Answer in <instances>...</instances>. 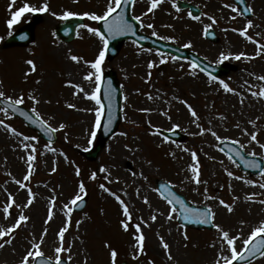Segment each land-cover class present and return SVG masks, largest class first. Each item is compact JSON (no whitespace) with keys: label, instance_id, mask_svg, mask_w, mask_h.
Here are the masks:
<instances>
[{"label":"rangeland","instance_id":"rangeland-1","mask_svg":"<svg viewBox=\"0 0 264 264\" xmlns=\"http://www.w3.org/2000/svg\"><path fill=\"white\" fill-rule=\"evenodd\" d=\"M178 1L197 6L202 11L200 19H192L189 10L177 11ZM245 1L247 7L251 8L249 18L239 14L238 6L232 0H163L147 15L144 13L150 7V0L135 1L132 15L142 16L141 33L152 36L155 30L158 36L152 37L157 39L159 36L174 37V41L159 40L191 51L214 66L228 64L234 65L235 69L212 81L198 68L193 75L192 63L186 59L126 41L118 56L110 61L104 59L102 65L103 74L113 71L119 81L123 97L122 121L97 160L91 162L80 156L79 150L88 151L95 143L98 129H94L95 112L89 109H95L98 105L86 99L83 92L68 86L67 82L81 85L87 92L94 90L95 85L83 79L90 71L84 61H94L103 44L88 31V27H97L98 22L82 18V14H102L108 0H27L37 7L46 2L49 11L26 13L13 25L12 33L32 23L35 18L39 20L32 28L33 40L26 46L15 48H4L2 39L9 36L6 21L11 18L12 11L22 6L24 0H15L14 6L10 0H0V81L3 82L0 91L13 98L25 94L22 106L29 110L33 102L27 97L34 94L40 101L35 107L43 120L54 128L65 125L56 132L57 141L51 145L43 142L37 133L26 129L10 113L6 117L0 111V120L21 134L16 136L0 125V231L14 224L21 212L29 217L11 234L14 237L12 243L0 248V264H20L26 250L39 241L45 228L47 234L42 251L46 258L55 261L54 249L59 246L58 231L65 223L68 231L64 236V248L71 247V251L61 253V258L69 264H111L110 249L117 251L116 264H121L123 260L129 264H149V260L154 264H214L219 251L217 229L192 230L181 228L176 219L167 220L170 206L158 194V181H164L171 187L174 185V191L183 195L193 206H210L215 213L213 224L229 231L230 235L242 230L243 239L264 220V204L258 203L264 199V189L228 177L225 169L246 179L258 181L262 178L259 174L250 175L236 163L233 164L220 151L215 137L207 131L203 135L197 134L200 129L196 126L200 124L204 129L216 131L222 138L239 140L246 145L244 152H262L254 142L249 143L250 137L244 135L243 130L257 132V139L264 143V98L251 95V91L258 92L264 87V81L256 79L264 75V47L257 56V44L246 38L251 36L264 46V0ZM224 4L236 7L238 12H232ZM65 11H72L84 20L75 40L70 43H62L54 33L55 27L64 22L58 17ZM53 12L57 15L53 16ZM232 16L237 18L232 20ZM209 17L215 18L216 23L213 24ZM248 20L252 21L253 27L246 36L232 30L242 29ZM149 23L154 25V29L146 27ZM208 25L211 27L207 31L213 30L217 40L206 38L205 27ZM185 43H190L191 47L184 48ZM148 49L151 52L146 51ZM221 53L229 55V59L218 63ZM239 53H245V56L236 60L234 57ZM160 54H163L166 63H160ZM70 55L82 59L77 63L69 59ZM28 59L35 62L36 71L25 76L30 70L26 63ZM150 61L155 62L151 69L148 68ZM221 80L235 93L227 92L220 84ZM249 85L252 86L251 90ZM69 104L75 107L70 108ZM187 105L192 106L199 119L191 116ZM249 121H255V128ZM173 125H179V128L173 130ZM93 130L96 131L95 139L91 136ZM160 131H180L186 138L181 142H166L160 134H154ZM23 136L36 139L23 141ZM23 144L36 147L28 180L23 178L28 175L27 157L31 154V148L25 151ZM185 148L189 151H184ZM192 152L197 154L199 178L206 183L197 185L191 179L193 173L189 171V165L194 163ZM260 161L264 168V160ZM101 168L105 171H100ZM77 169L79 175H76ZM93 173H96L95 179L91 178ZM16 180H20L25 187L21 188ZM81 182L86 187L88 204L83 213L71 212L69 219L63 206L68 204L69 208L73 207L71 200ZM100 184L125 201L132 213L133 223L139 222L141 217L147 222L141 226L145 236L144 252L135 259V229L130 223L129 230H123L120 221L125 217L121 206L113 195L100 188ZM29 189L34 199L25 207ZM205 189L215 199H207ZM252 193L258 194L254 197L257 202L245 199ZM144 197L148 198L147 204ZM234 197L237 199L234 200ZM220 199L233 206L231 213L219 204ZM9 203L11 207L5 219L3 208ZM49 208L54 215L45 223ZM153 214L157 215L154 222L150 219ZM185 231L189 237L187 241L181 234ZM160 237L170 245L173 260L167 259ZM9 238L6 235L0 242ZM237 244L239 246L240 241ZM68 256H71L70 261L67 260ZM251 264H264V257Z\"/></svg>","mask_w":264,"mask_h":264},{"label":"snow or ice","instance_id":"snow-or-ice-1","mask_svg":"<svg viewBox=\"0 0 264 264\" xmlns=\"http://www.w3.org/2000/svg\"><path fill=\"white\" fill-rule=\"evenodd\" d=\"M163 0H150V7L148 8L147 12L144 13V15H147L149 12H153L154 9L158 7L159 4H161ZM243 2V0H241ZM129 3V0H108L106 9L103 11L102 14H97L95 12H85L82 14L83 17H87L88 19L96 22H100L104 25V27L107 29V37L108 38H115L120 35H124L126 33H132L135 35L134 31V26L132 23H129L128 20L125 19L124 12L121 10L118 14L117 10L122 8V4H127ZM10 4L12 6L15 5V0H10ZM173 7H176L175 4H173ZM225 8H231L232 12H238V9L236 7H233L230 4H224ZM49 11V4L48 3H43L41 6L37 7L35 5H31L30 3L27 2V0H24L23 4L21 7H19L17 10L12 11L11 18H9L6 21L7 27L10 30L9 35H12L11 29L13 28V25L18 23L21 18L26 14V13H37V12H47ZM179 11V9H177ZM245 12L251 11V8H245ZM114 14H116L114 16ZM242 14V13H239ZM53 16H56L57 14L55 12L52 13ZM77 15L76 13L72 11H65L63 12L62 15H60L58 18L61 20H67L69 17ZM189 16L194 19V20H199V16H192L191 12H189ZM237 17L232 16L231 19L235 20ZM137 22H140L141 25L143 26L142 22V16H134L132 17ZM210 20H212V23H216L215 18L209 17ZM147 28L154 29L153 24H147ZM211 27V25H208L205 27V32L207 33L208 28ZM253 27L252 21L248 20L246 25L242 29H232L233 31H239L240 35L246 36L248 33V30ZM88 31L95 36H97L100 41H102L103 47L99 51L97 58L94 61H84V63L89 67L90 71H88L83 79L93 83L95 85L94 90L92 92H87L84 90V88L81 85L74 84L71 81H68L67 84L68 86H71L73 88L78 89V92H83L84 97L86 99L92 100L95 102L96 105H98L97 108L95 109H89V111H94L95 112V122H94V129H99L101 127L102 123V115H103V109L104 106L101 103V98L99 93L101 92V82L103 78V62L105 59V53L108 50L109 47V39L106 38L105 33H102L97 27H88ZM152 36H158V33L153 30L152 31ZM27 37L24 35L20 36V39H26ZM249 41L256 43L257 44V51L256 55H260V49L264 46L260 45L258 41H255L251 36L246 37ZM159 39L162 40H173L174 37H168V36H159ZM184 48H189L191 47L190 43H185L183 45ZM151 52L150 49L146 50ZM161 55L160 63H166L167 61L163 58V54ZM242 56H245V53H239L235 55L236 60H240ZM70 60L79 63L81 61V57H78L76 55H70L69 57ZM175 59V58H172ZM229 59V55L225 53L220 54L219 62L225 61ZM26 63L30 66L29 72L25 73V76H27L30 72L36 71V64L32 59H28ZM155 62L150 61L148 63V68L154 67ZM191 67L193 68V75L196 74L195 69L199 67V70L201 72L206 71L203 67H200L196 63H192ZM151 73H149V76ZM210 80L215 81L217 78L211 73L208 74ZM256 79L260 81H264V75L256 77ZM3 82L0 81V84ZM39 83V81H37ZM109 83V89L107 92V96L109 99H111L112 96V89H111V81ZM220 84L223 86V88L227 92H232L235 93V90L229 87L227 83H225L223 80L220 81ZM245 84H248L247 81H245ZM251 85H249V89L251 90ZM78 94V93H74ZM251 95L253 97H258V98H264V87H261V89L257 91H251ZM27 99L31 100L33 102V107L31 109V112L35 114V119L32 118V116H29L27 113L21 112V115H24L26 119H28L31 123H37L39 122L40 126L47 132V133H55L58 130H62L65 125L60 124L59 128H54L50 124H48L46 121L43 120L41 117L40 113L37 111V108L35 105H38L40 103L39 99L33 94L29 95ZM0 100L3 101L5 107L0 109L4 113V115L7 117L9 111L15 113L17 111H20L19 107L20 105H23L25 103V94L21 93L17 95L15 98L11 96H7L4 91H0ZM182 103L187 104L186 101H182ZM241 103H243V100H241ZM68 107L74 108L75 105L69 104ZM189 112L192 117L199 119L197 116L196 111L192 108L191 105H187ZM142 111H149L148 109H142ZM259 119V118H257ZM109 124H111V119L108 121ZM255 128L256 124L255 121H249ZM0 125H2L5 129L8 131L12 132L16 136H20L21 134L17 132L15 128L10 127L9 125L5 124L4 120H0ZM197 128L200 129V132L197 133L199 135H203L206 131L210 132L213 137L219 142V144H224L226 141H230L231 144L233 145H239V149L243 150L246 148V145L242 144L239 140L231 139L228 137H221L217 134L216 131H213L211 129H204L200 126V124L196 125ZM237 127H240L239 124L236 125ZM175 128H179V125H173V130ZM154 134L159 135V132H156ZM244 135H248L250 137L249 143H255L258 145V147L262 150L261 153H257L255 150H249L247 152H241V151H236L235 155L240 158V160L243 162L244 167L247 169H253V170H258L259 171V176L262 178L261 180H252V179H246L245 177L239 176V175H234V173L227 168L225 169V172L228 177L235 179V180H243V182L246 185H251L253 187H259L260 189H264V168L261 167L260 160H264V143L260 142L257 139V132H252L248 133L247 129L243 130ZM91 136L93 139L96 137V131L93 130L91 132ZM36 137H28V136H23V141H28V140H35ZM163 139L167 142L169 140V137L164 136ZM91 143V141H90ZM23 147L25 151H27L29 148H31V154L28 155L27 160H28V175L24 176V180H28L31 172H32V161L35 159V153H36V147L35 145H29V144H23ZM125 147H128L127 145ZM51 151H55V149H50ZM184 151H189V149L185 148L183 149ZM220 151L223 152L224 149L221 147ZM174 155V153H173ZM193 164L189 165V171L193 173L191 179L194 181L197 185L201 183H206L204 181L200 180V171H199V162L197 159V154L196 152L191 153ZM245 157H249L248 159H245ZM230 160H232V157H228ZM222 164L223 161H220ZM232 163L235 164L236 161L232 160ZM55 171V169H53ZM100 171H105V169L101 168ZM79 169L76 170V175H79ZM96 173L92 174V179H95ZM107 179V177H105ZM17 184L21 186V188L25 187V185L20 181L16 180L15 181ZM174 187V185L172 186ZM100 188L103 189L106 192H109L110 195H113L114 198L118 201V203L121 206L122 209V215L125 217V219H122L120 221L121 227L125 232L129 230L130 223L132 224V227L135 229V232L133 233V240L135 241V244L133 247L137 249V253L134 254L133 258H137L140 253L144 252V240L145 236L143 232L141 231V226L146 225V221L141 217L139 218V222L133 223V218H132V213L129 211V206L125 203L123 199L119 195H116L114 192H111L110 189H108L104 184H100ZM229 188H231V185H229ZM157 191H159L157 189ZM137 194H139V189H137ZM87 195L86 187L83 182L79 183L78 185V191L75 194V196L71 200V204L79 207V202H83L84 196ZM204 195L207 197V199H215V197L209 196L207 194V189L204 190ZM258 194L257 193H252L251 195H248L245 197L246 200H251L253 202H257L254 200V197H256ZM28 196L29 199L27 201V204L24 205L27 207V205H30L33 202V194L31 192V189L28 190ZM12 197L11 194L9 195V200L11 201ZM164 199L166 200L167 204L170 206L168 210V214L166 216V219L171 221L173 219L180 220L183 219L184 221H188L191 223H196V224H211L213 222V218L215 216V213L213 212L212 208L210 206L205 205L204 210H200L197 208H190L183 199L175 195L174 192L168 191L167 194L164 196ZM234 200L237 199L236 197L233 198ZM144 202L147 204L148 203V198L144 197ZM260 204H264V199H261L258 201ZM219 204L223 205L229 213L233 211V206L231 204L226 203L223 199L219 200ZM179 208V215H177L178 209ZM11 207V203H9L7 206L3 208V212L5 213V219H7L8 214H9V208ZM64 209L67 211L65 212L66 216H69L70 219V213L72 212V208H69L68 204H65L63 206ZM53 211L51 208H49L48 211V216L47 220L45 223H47L49 220L53 218ZM163 215V213H161ZM29 219V217L25 216L22 212L19 214L18 219L15 220V223L12 224L11 226L7 227L5 230L0 231V239H3L4 236H9L10 238L7 240H3V242H0V248H4L6 244H11L12 239L14 238L11 234L14 232V230L18 227H20L21 222H26ZM150 219L154 222L157 219V215L153 214L151 215ZM181 228H183V225H180ZM214 227L217 229L218 237H219V251H218V257L215 259L214 264H251V259L257 254L260 257H264V220H262L258 226L252 228L250 232L246 235H242L243 232L242 230L238 232L236 235H230L229 231L224 230L221 228L219 225H214ZM68 231V225L65 223V226L60 228L58 231V239H59V246L55 247L54 252H55V262L54 264H66V261L61 258V253L63 252H70L71 247L65 249L64 248V236L65 233ZM47 234V228L44 229L43 234L41 235L40 239L38 242L33 243V245L26 250L22 260L20 261V264H32V262H35V264H53V261L50 259H47L45 257L44 252L42 251V244L44 243V236ZM183 236V239L187 241L189 239L187 232H182L181 233ZM240 241V245L238 246L237 242ZM160 243L161 247L164 249L165 255L168 260H173L174 257L170 252V245L165 242L163 237H160ZM108 246V245H106ZM185 247H187V244H185ZM213 247H216V245H213ZM110 256H111V264H116V258H117V251L115 249H110ZM67 260H71V256L67 257ZM149 264H154L153 261L149 260Z\"/></svg>","mask_w":264,"mask_h":264},{"label":"water","instance_id":"water-1","mask_svg":"<svg viewBox=\"0 0 264 264\" xmlns=\"http://www.w3.org/2000/svg\"><path fill=\"white\" fill-rule=\"evenodd\" d=\"M235 3H237L240 6V10L241 12L246 16L249 17L250 16V11L249 12H245L244 9L247 8L246 7V3L243 0V2H241V0H233ZM132 2L133 0H129V3L127 4H122V8L117 10L118 14L121 10L124 12L125 15V19L128 20L129 23H132L134 26V31H135V35H133L132 33H126L124 35H120L117 36L115 38H108L107 37V29L104 27V25L102 23L99 24V28L100 31L102 33H105L106 38L109 39V47L107 50V58L109 60L114 59L120 49L121 46L123 45L124 42H126L127 40H134L136 41L139 45L141 46H145V47H150L162 52H166V53H170L173 54L179 58H186L194 63H196L197 65H199L200 67H203L204 69H206V73H211V75L215 76L216 78L221 77L222 75H225L227 73H229L231 70L235 69V67H233L232 65H221L219 67H214L211 66L209 64H207L202 58L198 57L196 54L189 52V51H183L182 49L175 47V46H171V45H167L164 43L159 42L158 40H156L155 38H151V37H147L145 35H141L139 34V25L136 23V21L134 19L131 18V6H132ZM179 7L181 9H187L189 8L191 10V12L195 15V16H199L201 14V11L189 4H186L184 2H179L178 3ZM114 14V16L116 15ZM72 22L73 24H68V25H62L59 26V29H57L56 33L57 36L59 38H63L64 41L67 42H71L74 37H75V29L78 27V25H80L82 23L81 20L78 19H69L67 20L68 22ZM69 27V29L71 28V32L68 34H63L62 31L67 30ZM62 29V30H60ZM27 33H17L14 36H12L6 43V46H13V45H26L27 43H29L32 39H33V35H32V30H30V28L27 29ZM24 35L27 38L21 40L20 36ZM206 36L210 39V40H217L215 37V34L213 31H209ZM109 81H111V89H112V96L111 99L108 98L107 96V92L109 89ZM121 101H122V93L119 87V83L118 80L116 78V75L113 72H108L104 78L103 81V85L101 88V102L104 106V119L102 122V127L99 131L98 134V140L95 144V146L92 148L91 151L87 152V153H83L84 157L90 161H94L97 159L100 151L102 150V148L105 146L107 140L117 132L119 124L122 120L121 117V112H120V108H121ZM19 107V106H18ZM20 111L15 112L14 114L23 118L33 129H37L41 132V136L51 142H54L56 140L55 134L54 133H47L39 124V122L37 123H30V121L28 119H26V117L24 115H21V112L27 113L29 116H32L31 113H29L28 111H26L25 109L19 107ZM33 119H35L34 116H32ZM109 119H111V124L108 123ZM162 134L164 136L169 137V139L173 140V141H183L185 139V137L180 134V132L178 131H174V132H162ZM221 147L224 149V152H226L229 156H231L240 166V168L244 171L250 172V173H259L258 170H253V169H247L244 167L243 162L240 160V158L238 156L235 155L236 151H241L243 152L241 149H239V147L237 145H233L229 142H225L224 144H221ZM249 157H245V159H248ZM261 163V167L263 168V163L260 161ZM158 187H159V193L164 197L167 192L170 190L172 192H174L172 190V188L161 182L158 181ZM175 193V192H174ZM175 195H177L178 197H180L181 199H183L185 201V203L190 207V208H197L200 210H204V207H194L192 204H190L189 202H187L185 200V198L181 195H178L177 193H175ZM79 207H75L74 211L75 212H81L82 210L85 209L86 204H87V198H85L83 200V202H79ZM178 209V215L179 213V208L177 206ZM178 222L180 224H183L186 227H190L193 229H200V228H209V229H213L212 223L211 224H196V223H191L188 221H184L183 219L178 220ZM259 255L257 254L258 257ZM253 257V258H255ZM252 258V259H253Z\"/></svg>","mask_w":264,"mask_h":264}]
</instances>
